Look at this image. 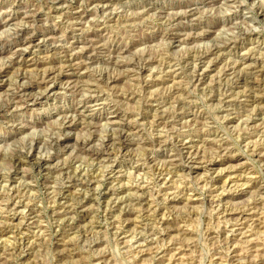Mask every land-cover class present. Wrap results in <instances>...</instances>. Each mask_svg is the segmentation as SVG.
I'll list each match as a JSON object with an SVG mask.
<instances>
[{
  "label": "rangeland",
  "instance_id": "374dc122",
  "mask_svg": "<svg viewBox=\"0 0 264 264\" xmlns=\"http://www.w3.org/2000/svg\"><path fill=\"white\" fill-rule=\"evenodd\" d=\"M0 40V264H264V0H0Z\"/></svg>",
  "mask_w": 264,
  "mask_h": 264
},
{
  "label": "bare ground",
  "instance_id": "6f19581e",
  "mask_svg": "<svg viewBox=\"0 0 264 264\" xmlns=\"http://www.w3.org/2000/svg\"><path fill=\"white\" fill-rule=\"evenodd\" d=\"M22 32V31H21ZM27 32V31H26ZM26 32H22V33H26ZM34 40V39H33ZM1 41V40H0ZM42 41H44V42H46L45 41V39H40L39 40V44L41 45V42ZM7 43V42H6ZM39 44H37V42L36 41H30V42H28V43H26V44H21V45H18V49H19V54L20 55H24L25 54V52L26 51H28L32 46L33 47H40V45Z\"/></svg>",
  "mask_w": 264,
  "mask_h": 264
}]
</instances>
